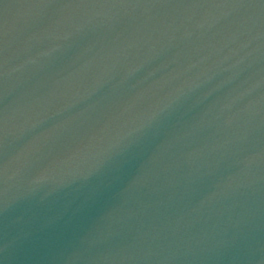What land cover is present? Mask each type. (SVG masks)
Returning a JSON list of instances; mask_svg holds the SVG:
<instances>
[{
  "label": "water",
  "instance_id": "95a60500",
  "mask_svg": "<svg viewBox=\"0 0 264 264\" xmlns=\"http://www.w3.org/2000/svg\"><path fill=\"white\" fill-rule=\"evenodd\" d=\"M0 264H264V0H0Z\"/></svg>",
  "mask_w": 264,
  "mask_h": 264
}]
</instances>
